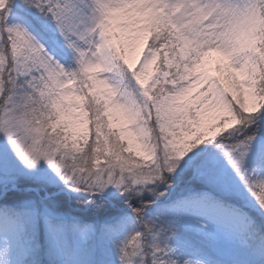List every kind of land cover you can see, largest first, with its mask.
<instances>
[{
  "label": "snow or ice",
  "instance_id": "snow-or-ice-1",
  "mask_svg": "<svg viewBox=\"0 0 264 264\" xmlns=\"http://www.w3.org/2000/svg\"><path fill=\"white\" fill-rule=\"evenodd\" d=\"M0 264H264V0H0Z\"/></svg>",
  "mask_w": 264,
  "mask_h": 264
},
{
  "label": "rangeland",
  "instance_id": "rangeland-1",
  "mask_svg": "<svg viewBox=\"0 0 264 264\" xmlns=\"http://www.w3.org/2000/svg\"><path fill=\"white\" fill-rule=\"evenodd\" d=\"M126 55L128 56V59H129V62L130 63H133L135 64L136 63V60L137 58L140 56V50L139 48H133V49H129L127 52H126ZM214 56V55H213ZM159 59L157 60V64H159ZM138 66V65H137ZM152 71L153 73H158V69L156 68V66L154 65L153 68H152ZM151 81H149L150 83ZM203 90V89H201ZM120 121V115L118 113H113V123H116L118 124ZM125 143H127V140H125ZM138 159H141L143 160L144 157L143 155L137 157Z\"/></svg>",
  "mask_w": 264,
  "mask_h": 264
},
{
  "label": "trees",
  "instance_id": "trees-1",
  "mask_svg": "<svg viewBox=\"0 0 264 264\" xmlns=\"http://www.w3.org/2000/svg\"><path fill=\"white\" fill-rule=\"evenodd\" d=\"M210 59L214 62L215 57L213 56V57H211Z\"/></svg>",
  "mask_w": 264,
  "mask_h": 264
}]
</instances>
